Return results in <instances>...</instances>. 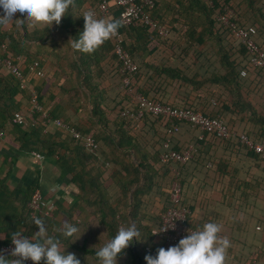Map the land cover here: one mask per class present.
<instances>
[{"label":"trees","instance_id":"obj_1","mask_svg":"<svg viewBox=\"0 0 264 264\" xmlns=\"http://www.w3.org/2000/svg\"><path fill=\"white\" fill-rule=\"evenodd\" d=\"M153 1L154 7L147 11L168 29L166 36L140 21L124 23L123 10L117 0H110L111 7L106 16L98 11L97 0H73L59 25L46 24L35 31L24 25L25 32L7 28L11 24L0 27V58H12L23 70L27 84L22 87L20 79L0 62V130L5 131L6 136V130L11 129L15 135L14 143L23 150L58 156V163L69 168L79 181L87 201L99 203V210L105 215L107 208L112 210L110 221H100L101 226L106 224L110 229L109 238L116 234L120 223L122 226L136 224L143 241L130 246L119 258V264H146V255H155L156 249L164 247V240L158 234H152L160 227L165 211L156 196L170 197L173 182L169 169L173 162L161 160L168 136L172 137V147L179 151L191 143H199L202 147L212 141L228 151H238L244 148L240 142L242 133L264 143V68L251 64L244 44L217 19L218 12L230 6L235 11L233 19L236 23L256 28L255 40L264 49V0ZM87 12H95L98 19L120 22L117 33L139 65L127 87L130 92L117 91L111 97L113 103L108 106L105 105L106 97L124 79L114 37L92 53L71 47L70 39H76L83 31V15ZM57 27L62 31L60 38L66 37L62 45L54 39ZM50 38L53 45L48 46L45 41ZM33 41H39L36 50L31 47ZM43 57L52 67L60 66L65 73L62 62L69 61L65 63L71 68L69 85H59V95L68 101L72 112L62 108L61 104H45V86L35 83L40 76L29 68L33 60H40L45 69L43 77L52 82L57 71L47 67ZM243 70L246 75H242ZM35 88L40 90L37 101L45 104L51 115L96 139L99 144L96 152L90 151L83 140L74 138L70 131L46 121L41 113L34 114V124L13 122L15 112L23 111L25 100L24 105L32 106L31 90ZM137 94L172 107L190 108L210 117H220L235 134L221 138L213 132H205L200 140L203 131L189 122L172 121L149 112L139 118L123 115L122 111L127 108L136 110L137 105L132 99ZM182 123L191 125V130L181 134ZM170 128L174 131L171 135ZM201 147H197L192 158L207 164L210 169L218 168L219 155L204 154ZM249 153L264 162L260 154ZM113 184L118 186L120 194L116 202L111 203L108 195ZM38 186L37 183L31 187V193L25 194L28 214L21 225L6 234L1 233L0 227V246L11 239L12 232L21 231L35 237L38 228L32 223L28 202ZM182 203L190 209L184 196ZM262 226L259 225L263 229ZM228 238L230 245L232 242ZM70 244L67 242L64 246L68 248ZM229 255L226 254L225 263ZM253 261L264 262V247L250 251L244 262L235 264Z\"/></svg>","mask_w":264,"mask_h":264},{"label":"crops","instance_id":"obj_2","mask_svg":"<svg viewBox=\"0 0 264 264\" xmlns=\"http://www.w3.org/2000/svg\"><path fill=\"white\" fill-rule=\"evenodd\" d=\"M17 18L22 17L18 14ZM24 25L35 31L46 24H34L26 20ZM7 28L17 29L14 23ZM19 30L25 32V27ZM55 30L54 39L62 45L66 37L63 36L64 38L61 39V29L57 27ZM45 43L48 46L53 45L51 38ZM30 44L34 50L40 46L39 41H33ZM43 62L47 67L51 66V63L46 61V57H43ZM68 62V60L62 62V68L67 73L63 72L60 66H51L53 71H57L54 80L50 82L46 77H39L35 83L45 86V104H61L62 108L72 112L68 101L59 95V85H69L71 68L65 65ZM46 83L50 84L46 86ZM35 89L38 93L40 92L38 88ZM111 91L105 99L106 106L113 103L111 97L117 94V91H123L126 94L130 92L123 83ZM24 102L23 111L27 112L30 107L24 105ZM191 128V125L182 123L181 134L188 132ZM6 131L7 135L0 141L1 233H9L11 228L13 231L15 227L21 225L24 216L28 214L27 202L26 204L24 202L25 194L31 193V187L38 183L45 197L55 205L54 217H41L47 219L45 223L49 235H59L58 230L65 221L77 224L78 233L71 238L63 239L62 247L66 248L64 244L70 242L72 247L69 246L66 250L75 253L81 260V264L85 262L100 264L93 250H99L110 239V229L106 224L101 226L100 221H110L112 210L107 208V215H105L99 210V203L88 202L79 181L74 178L69 168L58 163V156L44 155L45 157L41 159L34 153L17 147L12 130ZM204 133L201 132L200 140L203 139ZM215 143L217 142L212 141L202 147L198 143V148L201 147L204 154L219 155L218 168L210 169L202 161L191 158L188 163L182 165L173 162L169 169L172 171L173 179L175 171H180L183 182L182 196L191 209L189 217L191 225L197 228L209 221L218 223L221 228L220 234H224L227 239L230 237L232 242L227 250L230 255L227 256L225 264L241 263L246 260L250 251L257 247H264V227L258 228L259 225H264V222H260L264 219V162L249 153L255 151L242 142L244 148L238 151H228ZM119 194L118 186L113 184L109 188L110 202H116ZM156 200L164 206V210L170 203V197L161 194L156 196ZM84 246L86 248H83Z\"/></svg>","mask_w":264,"mask_h":264},{"label":"built area","instance_id":"obj_3","mask_svg":"<svg viewBox=\"0 0 264 264\" xmlns=\"http://www.w3.org/2000/svg\"><path fill=\"white\" fill-rule=\"evenodd\" d=\"M98 11L103 16H106L111 7L110 0H97ZM117 3L122 7V18L124 23L131 24L134 21H140L144 25L150 26L155 29L157 33L162 36L168 34V29L158 23L151 14L147 11V8L154 7L153 0H117ZM95 12H93V15ZM235 15L234 9L230 6H225L217 14L219 23L230 28L234 35L244 44L250 55V62L256 67L264 68V49L255 40L256 28L253 26L244 27L240 26L233 19ZM115 39L116 53L121 61L120 71L124 75L123 84L124 87H128L131 78L138 70V63L131 56L129 51L124 47L119 34L113 36ZM6 48L5 45H3ZM20 58V56L18 57ZM0 62L21 81V86L26 87L27 84L24 80V72L20 66L10 57L4 59L0 58ZM29 68L36 75L43 77L45 70L41 67V61L38 59L33 60L29 64ZM242 75H246V70H243ZM31 96L33 100L32 106L27 112L17 111L13 116V122L17 124H34L36 119L34 114L41 113V117L46 119L48 122H53L55 125L60 126L72 134L76 139H81L84 145L92 152H96L99 148V144L96 139L88 134H84L79 129L71 126L60 117H54L48 112L44 105L37 101L38 91L36 89L31 90ZM133 103L137 105L136 110L129 108L122 111L125 116L141 117L144 112H149L158 116L169 117V119L185 121L191 123L193 126L198 127L203 132H213L218 137L229 138L234 132L231 131L230 127L220 117H210L203 113L197 112L190 108H176L169 104L154 101L143 94H137L133 99ZM169 135L174 131L172 128L168 130ZM235 134V133H234ZM5 136V131L0 130V140ZM240 141L244 143L248 148L254 150L264 158V143L257 142L252 139L246 133L240 134ZM198 144L191 143L185 150L179 151L172 147V137L168 136L164 142V151L161 154V160L164 163L178 162L186 164L194 155L197 150ZM36 156L43 159L45 156L41 153L34 152ZM183 184L180 175V171L176 170L172 186L170 188V203L166 210L162 213V223L159 228L154 230H161L165 227L166 230L158 233V235L164 240V247L167 248L171 245L177 244L178 241L187 234V230H194L189 224V215L191 211L183 203ZM28 208L30 216L33 217H54V203L45 197L41 188H36L28 202ZM260 228V227H258ZM153 230V231H154ZM24 233V232H23ZM29 236L28 233H24ZM14 246L11 243V239L0 246V251H3L5 256H10L11 250ZM26 264H32L31 261H27ZM250 264H257L255 261Z\"/></svg>","mask_w":264,"mask_h":264},{"label":"clouds","instance_id":"obj_4","mask_svg":"<svg viewBox=\"0 0 264 264\" xmlns=\"http://www.w3.org/2000/svg\"><path fill=\"white\" fill-rule=\"evenodd\" d=\"M72 4L73 0H0V27H7L15 22L17 29H22L26 20L34 24L59 25ZM17 14L25 19L17 18ZM83 18V31L76 39H70L71 47L83 53L94 52L115 36L120 27L118 20L98 19L92 12L85 13ZM32 223L38 228L35 237L27 236L21 231L12 232L11 243L14 247L7 258L0 251V264H26L27 261L32 264H81L75 253L62 247L63 239L78 233L77 224L65 221L58 230L59 235L53 236L49 235L43 218L33 217ZM164 230L165 227L154 230L152 235ZM220 231V225L212 221L195 230H187V234L177 244L167 248L159 247L155 255H146V264H225L229 240L222 237ZM140 235L135 223L121 226L95 252V256L100 264H119V258L130 246L143 241Z\"/></svg>","mask_w":264,"mask_h":264}]
</instances>
